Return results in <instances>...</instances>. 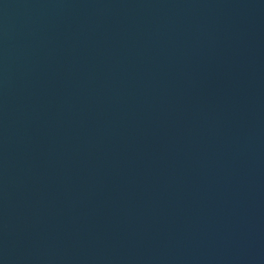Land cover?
Returning <instances> with one entry per match:
<instances>
[{"label": "water", "instance_id": "95a60500", "mask_svg": "<svg viewBox=\"0 0 264 264\" xmlns=\"http://www.w3.org/2000/svg\"><path fill=\"white\" fill-rule=\"evenodd\" d=\"M0 264H264V0H0Z\"/></svg>", "mask_w": 264, "mask_h": 264}]
</instances>
